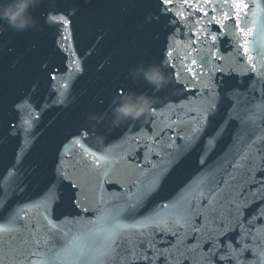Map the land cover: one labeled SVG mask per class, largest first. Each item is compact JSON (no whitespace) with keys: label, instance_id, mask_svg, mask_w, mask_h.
<instances>
[{"label":"snow or ice","instance_id":"1","mask_svg":"<svg viewBox=\"0 0 264 264\" xmlns=\"http://www.w3.org/2000/svg\"><path fill=\"white\" fill-rule=\"evenodd\" d=\"M180 2L188 13L173 12L176 0H119L118 12L117 0H59L44 17L42 51L10 69L0 59V264H264V3L219 0L231 9L207 19L219 34L197 18L185 44L179 26L218 7ZM232 19L246 67L219 47L221 36L235 38ZM132 36L160 43L174 80L186 72L201 85L198 102L155 106L148 125L98 153L87 130L62 135L50 117L103 79L113 55L99 57ZM181 47L190 51L175 56ZM246 76L255 78L223 87Z\"/></svg>","mask_w":264,"mask_h":264},{"label":"water","instance_id":"2","mask_svg":"<svg viewBox=\"0 0 264 264\" xmlns=\"http://www.w3.org/2000/svg\"><path fill=\"white\" fill-rule=\"evenodd\" d=\"M247 2L251 4V0H247ZM262 3H264V0H262ZM58 5L59 0H43V3L30 8L29 11L37 23L35 27H29L24 31L14 30L11 27H8L6 22L0 21V24L5 25L4 28L0 30V59H2L5 68L10 69L11 65L17 59V56L21 53L25 54V56H31L34 53L42 51L47 41L46 34L48 32L44 17L48 14L55 13ZM213 6H217L218 11L216 13H212L211 6H208L207 10L209 12V17L201 18L197 14H192V20L188 22L187 27L181 24L179 26L180 32L177 35V39L185 44L190 40H196V37L192 35V33L197 28V26L193 23V21L197 18L201 19V24L210 32H216L219 34V25L215 22L207 24V19H210L213 14L219 17L221 11H230L231 9L226 8L223 4H220L219 0H214ZM113 11H119V0H117V4L114 6ZM177 11H184L186 13L189 12V10L182 5L180 0H176L175 6L173 7V12ZM225 23L227 24V31L229 33H236V35L235 38L230 35L221 36L219 40L220 50L225 55L230 52L238 51L240 55L237 56V60L241 65L246 67V60L243 57V49L239 48L237 44V41L242 42V38L236 30L235 21L232 19L230 21H226ZM244 26H247V19L244 20ZM192 47L196 49H203L206 48V45L202 43H195ZM9 49H12L13 52L10 53ZM113 51L114 50L112 49H108L101 57H99L103 60L107 56L113 55V62L110 66H108L107 75L99 81H91L90 85L87 86L86 91L77 90L74 94L75 99L72 105L64 114L61 115L55 112L51 114L50 118L52 119H56L59 116L62 135H66L68 132L74 131L77 128L81 131L87 130L86 118L89 113H103L106 115V119L100 124L99 128V131H105V125L111 120L113 97L117 95L121 88L126 89L127 92L146 93L155 97L156 102L154 107L163 105L166 102L175 104L183 103L186 107L196 106L199 98L198 90L201 85L199 83L193 84L191 76L186 72L183 74L180 82L175 81L172 75V71L174 70H170L169 66L161 60V44L153 42L150 36H132L129 38L128 42L123 47L115 51L114 54ZM187 51H190V49L181 47L174 53V55L183 56ZM252 55L256 56V52H253ZM191 58L198 59L195 52L192 53L188 62H190ZM161 62L163 63L166 73L172 78V83L164 90L159 92L154 91L152 87L142 78L133 80L130 74L131 69L141 65L147 67L149 64H157ZM173 62L179 64L178 59H175ZM250 78L254 79L255 77H226L223 87L232 88L237 85L239 79L247 81ZM199 79L203 81L207 78L201 75ZM181 84L183 87L180 86ZM257 98L259 97L257 96ZM149 120L150 118L147 122H129L126 125L113 129L107 135L106 143L113 147V145L119 143L133 131L148 125ZM224 143H227V139L221 142V147H223ZM87 144L90 145L93 150L98 153H102L98 149L94 140L91 138L89 131L87 135ZM142 152L143 149H140L137 153L138 159L142 160ZM6 162L7 161H4V163ZM190 170V168H186L180 176L171 180L159 196H165L170 193L175 188L176 183H178L180 179H183ZM59 211H69L67 203H65ZM4 222L5 220L0 219V223Z\"/></svg>","mask_w":264,"mask_h":264},{"label":"clouds","instance_id":"3","mask_svg":"<svg viewBox=\"0 0 264 264\" xmlns=\"http://www.w3.org/2000/svg\"><path fill=\"white\" fill-rule=\"evenodd\" d=\"M43 3V0H0V21L6 22L8 27L17 31L35 27L37 21L29 9ZM51 15V14H50ZM0 24V30L4 28ZM133 80L142 78L154 91L164 90L172 83V78L166 73L163 63L149 64L147 67L137 66L130 70ZM155 97L146 93L126 92L116 95L112 100L111 120L105 125V131H99L100 124L106 119L103 113H89L86 118V128L98 149L107 154L112 146L106 143L107 135L115 128L129 122L147 120L153 115ZM186 106V105H185Z\"/></svg>","mask_w":264,"mask_h":264}]
</instances>
